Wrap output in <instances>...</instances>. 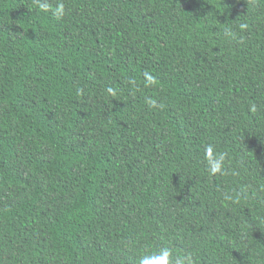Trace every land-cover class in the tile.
<instances>
[{
  "label": "trees",
  "instance_id": "obj_1",
  "mask_svg": "<svg viewBox=\"0 0 264 264\" xmlns=\"http://www.w3.org/2000/svg\"><path fill=\"white\" fill-rule=\"evenodd\" d=\"M64 3L0 0V264H264V0Z\"/></svg>",
  "mask_w": 264,
  "mask_h": 264
},
{
  "label": "clouds",
  "instance_id": "obj_2",
  "mask_svg": "<svg viewBox=\"0 0 264 264\" xmlns=\"http://www.w3.org/2000/svg\"><path fill=\"white\" fill-rule=\"evenodd\" d=\"M33 10L38 14H49L56 21L63 19L67 14L66 5L64 0H32ZM240 29L247 28V24H240ZM222 36L230 41L242 42L243 38L238 36L236 30L226 24ZM144 83L143 87L151 88L156 85L157 79L150 72L145 71L143 73ZM128 84L131 88H139L135 80H129ZM119 89L114 88L111 85L105 86V93L109 97H117ZM146 104L150 107H158L157 99L148 96L145 98ZM251 110L256 111V105H251ZM202 163L206 173L210 177L224 176L228 174L229 158L225 152L218 151L214 144L209 143L204 147V155ZM237 174V173H233ZM248 192V186L243 185L239 188H231L227 191L221 192V199L233 204H239L241 200L245 199ZM136 264H196L195 252L191 249H180L174 251L170 247L161 246L155 249L145 248L136 258Z\"/></svg>",
  "mask_w": 264,
  "mask_h": 264
}]
</instances>
